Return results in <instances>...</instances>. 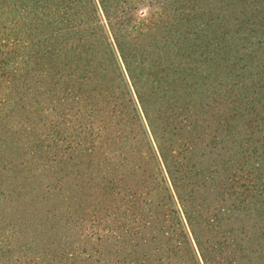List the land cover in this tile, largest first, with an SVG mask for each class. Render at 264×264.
Here are the masks:
<instances>
[{"label":"trees","instance_id":"obj_1","mask_svg":"<svg viewBox=\"0 0 264 264\" xmlns=\"http://www.w3.org/2000/svg\"><path fill=\"white\" fill-rule=\"evenodd\" d=\"M0 264H264V0H0Z\"/></svg>","mask_w":264,"mask_h":264}]
</instances>
